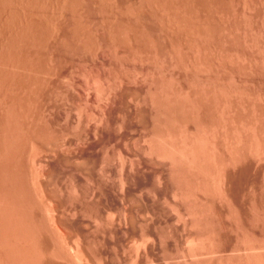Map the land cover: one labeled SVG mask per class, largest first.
I'll use <instances>...</instances> for the list:
<instances>
[{
    "label": "rangeland",
    "instance_id": "obj_1",
    "mask_svg": "<svg viewBox=\"0 0 264 264\" xmlns=\"http://www.w3.org/2000/svg\"><path fill=\"white\" fill-rule=\"evenodd\" d=\"M263 135L264 0H0V264H264Z\"/></svg>",
    "mask_w": 264,
    "mask_h": 264
},
{
    "label": "bare ground",
    "instance_id": "obj_2",
    "mask_svg": "<svg viewBox=\"0 0 264 264\" xmlns=\"http://www.w3.org/2000/svg\"><path fill=\"white\" fill-rule=\"evenodd\" d=\"M94 1V0H93ZM98 1V0H97ZM103 1V0H102ZM22 2V1H21ZM62 2V1H61ZM146 2V1H145ZM32 3V2H31ZM34 3H36V2H34ZM124 3V2H123ZM33 5H35V4H33ZM65 5V4H64ZM67 5V4H66ZM62 6H63V4H62ZM128 6V5H127ZM34 7V6H33ZM67 7V6H66ZM110 10V9H109ZM32 12V11H31ZM60 13V12H59ZM70 14V13H69ZM44 19V18H43ZM12 21V20H11ZM10 21V22H11ZM57 22V21H56ZM50 31V30H49ZM152 81V80H151ZM92 82V81H91ZM151 84V83H150ZM102 86V85H101ZM152 87V86H151ZM99 88V87H98ZM104 88V87H103ZM149 94V93H148ZM233 116V115H232ZM155 117V116H154ZM158 119V118H157ZM235 119V118H234ZM158 122V121H157ZM232 122V121H231ZM157 124V123H156ZM246 124V123H245ZM253 124V123H252ZM154 127V126H153ZM248 127V126H247ZM155 128V127H154ZM236 128V127H235ZM157 130V129H156ZM159 130V129H158ZM262 130V129H261ZM159 131H161V130H159ZM237 131V130H236ZM156 132V131H155ZM238 132H239V130H238ZM232 133V132H231ZM253 135V134H252ZM212 136V135H211ZM233 136V135H232ZM254 136V135H253ZM264 136V135H263ZM168 137V136H167ZM160 138V137H159ZM257 138V137H256ZM153 139V138H152ZM224 139V138H223ZM234 139V138H233ZM159 140V139H158ZM197 140V139H196ZM228 140V139H227ZM231 140V139H230ZM171 141V140H170ZM255 141V140H254ZM230 142V141H229ZM240 142V141H239ZM191 143V142H190ZM262 143V142H261ZM250 144H251V142H250ZM249 144V145H250ZM255 144H256V142H255ZM260 144V143H259ZM264 144V143H263ZM202 145V144H201ZM174 146V145H173ZM234 146V145H233ZM239 146V145H238ZM257 146V145H256ZM261 146V148L263 149V147L262 146H264V145H260ZM260 146L258 147V149L260 148ZM150 147V146H149ZM191 147V146H190ZM200 147V146H199ZM212 147V146H211ZM232 147V146H231ZM169 148V147H168ZM189 148V147H188ZM194 148V147H193ZM257 148V147H256ZM186 149V148H185ZM211 149V148H210ZM247 149V148H246ZM261 149V150H262ZM193 150V149H192ZM240 150V149H239ZM260 150V149H259ZM173 151V150H172ZM185 151V150H184ZM196 151V150H195ZM201 151V150H200ZM206 151V150H205ZM262 151H264V150H262ZM188 152V151H187ZM192 152V151H191ZM214 152V151H213ZM212 153V152H211ZM208 154V153H207ZM178 155H180V154H178ZM192 155H193V152H192ZM201 155V154H200ZM261 155V154H260ZM186 156V155H185ZM191 156V155H190ZM210 156V155H209ZM253 156V155H252ZM255 156V155H254ZM179 157H181V156H179ZM185 158V157H184ZM211 158H213V157H211ZM213 159H215V158H213ZM233 159V158H232ZM168 160V159H167ZM201 160V159H200ZM205 160V159H204ZM208 160V159H207ZM218 160V159H217ZM229 160V159H228ZM254 160V159H253ZM213 161V160H212ZM258 161H259V159H258ZM186 162H187V160H186ZM190 162V161H189ZM193 162V161H192ZM206 162V161H205ZM222 162V161H221ZM208 163H210V162H208ZM217 163V162H216ZM260 163V162H259ZM199 164V163H198ZM202 164V163H201ZM189 165V164H188ZM197 165V164H196ZM121 166V165H120ZM183 166H185V163H184V165ZM194 167V166H193ZM202 167V166H201ZM181 168V167H180ZM184 168V167H183ZM216 168V167H215ZM220 169V168H219ZM170 170V169H169ZM194 171V170H193ZM216 171V170H215ZM196 172V171H195ZM118 173H119V171H118ZM121 173V172H120ZM183 174V173H182ZM195 174V173H194ZM215 174V173H214ZM36 175V174H35ZM199 175V174H198ZM197 175V176H198ZM208 175V174H207ZM201 177V176H200ZM204 177V176H203ZM210 177V176H209ZM116 178V177H115ZM121 178V177H120ZM34 179V178H33ZM180 180V179H179ZM202 180V179H201ZM263 180V179H262ZM178 181V180H177ZM37 182V181H36ZM218 183V182H217ZM201 184V183H200ZM216 185V184H215ZM260 186V185H259ZM180 187V186H179ZM192 187V186H191ZM38 188V187H37ZM218 188V187H217ZM192 190V189H191ZM190 191V190H189ZM69 192V191H68ZM191 192V191H190ZM183 195V194H182ZM188 195V194H187ZM212 196V195H211ZM35 197H36V195H35ZM192 197V196H191ZM218 197V196H217ZM40 201V200H39ZM84 206V205H83ZM49 207H51V206H49ZM49 214V213H48ZM47 214V215H48ZM191 214V213H190ZM49 218V217H48ZM52 219V218H51ZM191 219H192V217H191ZM143 231V230H142ZM248 232V231H247ZM204 237V236H203ZM209 238V237H208ZM261 242V241H260ZM248 243V242H247ZM207 244V243H206ZM194 245V244H193ZM188 246V245H187ZM244 248V247H243ZM253 248V247H252ZM197 249H199V248H197ZM205 249V248H204ZM257 249V248H256ZM209 251V250H208ZM191 254V253H190ZM75 255V254H74ZM188 256V255H187ZM202 258V257H201ZM75 259V258H74ZM194 259V258H193ZM229 259V258H228ZM80 260V259H79ZM262 261H264V260H262Z\"/></svg>",
    "mask_w": 264,
    "mask_h": 264
}]
</instances>
